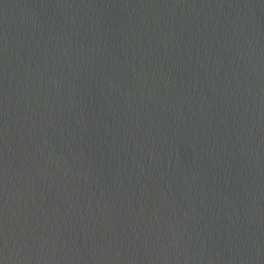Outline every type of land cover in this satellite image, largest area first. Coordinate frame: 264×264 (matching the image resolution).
Instances as JSON below:
<instances>
[{
	"label": "water",
	"instance_id": "water-1",
	"mask_svg": "<svg viewBox=\"0 0 264 264\" xmlns=\"http://www.w3.org/2000/svg\"><path fill=\"white\" fill-rule=\"evenodd\" d=\"M0 264H264V0H0Z\"/></svg>",
	"mask_w": 264,
	"mask_h": 264
}]
</instances>
